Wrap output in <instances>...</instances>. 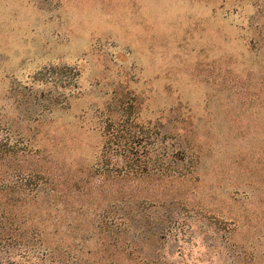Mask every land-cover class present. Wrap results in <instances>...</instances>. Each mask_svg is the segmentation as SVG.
Here are the masks:
<instances>
[{
    "label": "rangeland",
    "instance_id": "obj_1",
    "mask_svg": "<svg viewBox=\"0 0 264 264\" xmlns=\"http://www.w3.org/2000/svg\"><path fill=\"white\" fill-rule=\"evenodd\" d=\"M124 105L180 173L120 201L89 174ZM0 127L27 148L0 174L47 180L0 197L29 247L37 226L64 264H264V0H0Z\"/></svg>",
    "mask_w": 264,
    "mask_h": 264
},
{
    "label": "trees",
    "instance_id": "obj_2",
    "mask_svg": "<svg viewBox=\"0 0 264 264\" xmlns=\"http://www.w3.org/2000/svg\"><path fill=\"white\" fill-rule=\"evenodd\" d=\"M62 70L64 69L49 68L48 72L57 77L63 74L60 72ZM122 110L123 115L118 122L111 119L105 121L102 128L104 139L102 148L89 174L91 178L100 179L101 185L97 186L99 189H104L107 181L114 182L119 190L117 194L120 201H124L120 186L125 182H131L143 176L180 173L163 163L162 158L166 156V153L161 152L157 144H154L153 131L139 125L129 111L131 109H128L126 105ZM21 144H23L21 139H15L8 129L0 127V170L2 166L9 168L10 162L18 158L20 153L25 152L27 148ZM45 180L37 172L27 174L21 171L11 173L5 171L0 174V197H8L7 204L11 208H14L17 203L24 204L31 193L36 201L39 193L44 189L43 185L47 181ZM2 198H0V264H14L11 262V255L18 256L20 259L35 255L36 264L38 262L64 264V257L58 256L59 252L56 255L52 248L45 245L42 233L37 226H35V247L28 246V242L23 239L24 233L19 223L15 222L14 217L7 210L9 206L1 202ZM131 209L130 204H124L119 208L115 221L118 229L122 228L126 221H131ZM71 259L78 262V258ZM103 263L116 264V261L105 260Z\"/></svg>",
    "mask_w": 264,
    "mask_h": 264
}]
</instances>
